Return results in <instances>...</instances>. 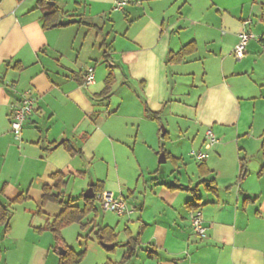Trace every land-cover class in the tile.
Segmentation results:
<instances>
[{"label":"crops","instance_id":"crops-1","mask_svg":"<svg viewBox=\"0 0 264 264\" xmlns=\"http://www.w3.org/2000/svg\"><path fill=\"white\" fill-rule=\"evenodd\" d=\"M47 1L66 13L61 16L65 21L90 22L114 8L119 14L107 16V25L124 19V27L110 30L106 23L91 21L97 27L76 22L45 29L40 0H0V186L6 184L2 200L27 195L24 204L36 203L42 211L43 185H52V174L64 171L74 179L72 193L67 190L74 197L93 182L102 189L96 197L109 191L126 199L131 213L115 214L126 219L124 230L140 237L141 248L131 264L135 259L137 264H264V174L253 165L258 160L264 167V63L259 54L264 31H258L264 24V0H127L122 9L116 8L118 0ZM245 20L251 24L245 26ZM245 30L255 40L249 41L246 56L237 59L233 50ZM193 40L198 44L195 53L181 63H167L171 51ZM108 64L115 83L105 99L98 95L106 85ZM90 66L95 68V83L86 86L84 73ZM26 90L35 103L17 139L11 105ZM146 106L162 111L163 124L182 125L183 139L191 142L189 151L205 149L206 141L196 145L191 130H213L217 148L213 145L205 159L211 173L199 171L196 180L187 181L181 174L165 180L152 174L148 163L142 164L137 145L142 141L150 148L161 146L164 137L163 124L146 116ZM65 139L82 153L71 152ZM168 153L185 164L178 149ZM224 153L231 157L224 159ZM244 155L248 173L239 181ZM85 163L103 169L107 165L106 175L95 180ZM225 163L222 181L217 182L216 168L219 164L224 169ZM212 178L216 193L205 188ZM200 182L208 227L204 238L194 233L187 205L194 198L188 187ZM43 210L51 221L62 206L49 202ZM23 213L32 214L33 225L35 212L24 208ZM16 217L15 207L10 232L3 237L0 228V264H9L8 256L16 250ZM122 220L98 226L114 228L117 234Z\"/></svg>","mask_w":264,"mask_h":264},{"label":"rangeland","instance_id":"rangeland-1","mask_svg":"<svg viewBox=\"0 0 264 264\" xmlns=\"http://www.w3.org/2000/svg\"><path fill=\"white\" fill-rule=\"evenodd\" d=\"M100 8H97V10ZM117 10V9H115ZM80 13V12H75ZM113 14L116 18V11L113 10L106 13V15L101 14L97 17L90 18L88 21H92L98 25L105 24V29L109 26L107 25L108 19H111V15ZM122 14V12H120ZM96 15V14H95ZM108 16V17H107ZM106 17L108 19H106ZM110 30L112 26L115 25V30H122L124 27V19L118 20L116 19V24L114 22H110ZM254 27V26H252ZM259 32L264 31V24H261L258 29ZM92 36L96 35V32H91ZM91 35L88 36L91 39ZM254 41L255 39H251ZM250 40V41H251ZM249 44V43H248ZM263 47V46H261ZM248 45L246 48L247 54ZM264 49V47H263ZM260 50V55L262 56L261 60L264 63V50ZM246 56V55H245ZM199 83V81H198ZM181 87H184L185 84L183 81L180 83ZM118 96V93L117 95ZM164 127L168 131L167 137H160L162 140L161 146H157L154 148H150L142 141L137 145L136 154L139 155L142 164L148 163L150 167H153L152 174L159 173L160 175H164V179L167 180L169 177L175 175L176 178L183 175L184 179L189 180L188 177L192 180H196V176L199 174V164L201 162L197 161L195 158L191 157L189 146H191V142L188 143L187 139H183L184 134L181 135L182 125L178 126L176 122L173 125L168 126L166 122H164ZM209 127L196 128L195 130H191L190 135L192 139H196V145H199L206 140V131ZM149 131V130H148ZM195 137V138H194ZM205 137V138H204ZM188 138V137H187ZM218 143V142H217ZM217 143L214 144L213 147L216 146ZM212 147V148H213ZM204 148V147H203ZM178 149L179 153L182 154V158L185 160V164H188V169L185 167V164L181 160L175 162L173 157H169L167 162L159 163V157L162 152H176ZM193 150H199L193 148ZM205 149H203L204 151ZM209 155V150H206ZM218 151H214V155L218 156ZM179 154V155H180ZM224 159H228L231 157V153H224ZM229 161V160H228ZM254 166H257V170L262 168L263 165L254 161ZM92 163H85V167L88 165L92 167V173L95 176V180H97V175H106L107 173V165L104 166V169L101 166ZM138 166V165H137ZM252 167V166H250ZM101 168V169H100ZM88 169V168H87ZM217 170L215 171V176L217 182H221V178L226 170V163L224 169L220 170L219 164ZM146 171V170H145ZM147 172V171H146ZM217 172V173H216ZM222 172V173H221ZM150 172H147L149 174ZM150 174V175H152ZM181 174V175H180ZM158 175V174H157ZM163 177V176H162ZM173 180V178H171ZM185 180V181H186ZM68 192L72 193V189L74 186V179L69 180ZM24 202L16 204V222L14 223V235L13 237L16 239V250H14L13 254H9L8 260L9 264H60V256L61 251L64 250L66 253V248L73 250L75 253L84 252V258L81 260L79 264H104L108 260L119 261L126 250L125 241L127 239V234L124 230V224L127 223L126 219L119 218L115 213L109 212L106 213L102 209V202L96 199V211L90 212L82 222H74L69 224L61 229V244H58L57 239L55 237V233L47 228L48 221L46 214L38 208L36 203L24 204ZM80 202L83 204L84 199H81ZM24 204V205H23ZM15 205V204H14ZM15 207L14 212H15ZM24 208L33 210L35 212V219L33 220V225H30L31 216L26 215L25 217L23 210ZM37 210H39V213ZM126 216V215H125ZM123 219V220H122ZM53 220V219H51ZM121 221L120 227L117 229V244L114 250H107L102 246V242H100L97 236V228L98 225H103L110 221L113 225H116L117 221ZM128 224H131L130 222ZM66 247V248H65ZM49 254V256H48ZM133 262L137 264L139 262L138 259H135ZM5 264V261H4ZM131 264V263H129Z\"/></svg>","mask_w":264,"mask_h":264},{"label":"trees","instance_id":"trees-1","mask_svg":"<svg viewBox=\"0 0 264 264\" xmlns=\"http://www.w3.org/2000/svg\"><path fill=\"white\" fill-rule=\"evenodd\" d=\"M41 8L44 12L43 14V28L45 29H51L55 27H62L67 26L72 23H82L91 27H97L96 24H92L90 22H87L83 19L80 20H68L65 21L61 18L63 14H66L65 12L61 11V9L54 4L53 6L48 4L47 0H40ZM198 49V44L196 41H191L185 45H183L178 51L176 52H170L169 56L167 58V63L169 64H175V63H181L185 60V58L189 55H192L195 53ZM109 54L105 53V58H108ZM109 73L106 79V85L101 93H99L98 96L102 98H108L110 94L112 93V88L115 83V75L113 72V66L111 64H108ZM145 114L146 116L157 122L159 125L163 124L162 120V111H155L150 109L148 106L145 107ZM162 131V130H161ZM168 136V131H165L164 137ZM64 144L66 147L74 153H82L81 149H76L73 145V143H70L68 139L64 140ZM261 150L264 155V139L262 142ZM166 153L167 159L171 157L172 155L168 152ZM174 161L177 162L180 159L172 156ZM241 163V176L239 177V181L242 180L247 175V167H248V158L246 155L242 156L240 158ZM199 171L205 175L212 172V170L208 167L205 160L201 161L199 164ZM260 176L264 174V167L261 168V170L258 173ZM52 179L54 180V183L52 185H43V196H42V206L46 205L49 202L58 203L62 206V210L58 215H56L53 220H48L47 228H50L54 233L55 237L57 239L58 244H61V229L69 224H72L74 222H82V220L92 211H96V198H85L83 194H80L77 197L72 196L67 192V186L69 182V174H66L64 171H57L52 174ZM207 181V180H206ZM202 182L198 183L195 187L188 189L193 194V200L187 202V205H189V208L191 211L193 210H201V207L203 206L202 203H200V196L198 192V186ZM235 184H231L227 186V189H230ZM100 185L98 183L94 184V190L97 193L102 191ZM171 188H184L182 185H171ZM6 188V184H2L0 186V228H1V234L4 237L7 235L11 230V219L14 215V209L13 205L18 204L21 202H24L29 197L27 195H19L13 200H10L8 202H4L2 200L4 191ZM205 188L208 191L211 192H217V183L214 178L208 180L205 184ZM80 199H84V204L82 206H79L77 204V201ZM97 236L100 240V242H107V243H115V246L117 244V234L115 233L114 228H111L109 226H98L97 230ZM125 233L127 234V240L125 241L126 250L123 253L121 259L119 261H112L108 260L104 264H128L131 259H133L136 255L138 250L141 248V242L139 235L133 236L131 231L126 228ZM66 248V247H65ZM114 250V249H113ZM2 251L0 249V259L2 256ZM84 258V252L81 253H75L73 250L66 248V253L62 256H60V264H79L81 260Z\"/></svg>","mask_w":264,"mask_h":264},{"label":"built area","instance_id":"built-area-1","mask_svg":"<svg viewBox=\"0 0 264 264\" xmlns=\"http://www.w3.org/2000/svg\"><path fill=\"white\" fill-rule=\"evenodd\" d=\"M127 0H118L116 3V8L122 9L126 4ZM251 24L250 20H245L244 25ZM255 38L254 34L249 31H243L240 35V40L236 44L233 55L237 59H241L246 55V48L249 41ZM95 83V68L90 66L86 68L84 73V84L90 86ZM35 99L30 90L24 91L20 98L16 100L11 105V128L12 133L15 138L19 139L21 137L24 124L30 114L33 112ZM218 142V138L212 129L207 130L206 141H205V151L203 150H192L190 152L191 156L197 161H204L208 157L206 150L212 148V146ZM98 200L102 202V207L104 210L112 211L119 216H125L131 213V208L128 202L123 197H115L112 192L103 191L97 195ZM191 224L195 234L204 238L207 236L208 227L205 225L204 215L202 210L191 211Z\"/></svg>","mask_w":264,"mask_h":264},{"label":"water","instance_id":"water-1","mask_svg":"<svg viewBox=\"0 0 264 264\" xmlns=\"http://www.w3.org/2000/svg\"><path fill=\"white\" fill-rule=\"evenodd\" d=\"M51 5H54V2H50ZM162 129H163V134H165V127L164 125H162ZM167 162V157H166V153L162 152L160 154L159 157V163H165ZM84 197L85 198H95L96 197V192L94 190V183L91 182L90 187L84 192ZM102 246L105 247L107 250H113L115 248V243H107V242H102ZM61 254H65V251L62 250Z\"/></svg>","mask_w":264,"mask_h":264}]
</instances>
